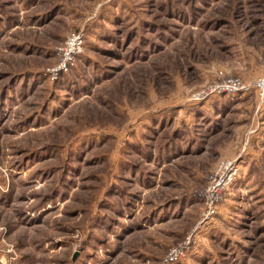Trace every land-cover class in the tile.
Returning <instances> with one entry per match:
<instances>
[{"label":"rangeland","instance_id":"1","mask_svg":"<svg viewBox=\"0 0 264 264\" xmlns=\"http://www.w3.org/2000/svg\"><path fill=\"white\" fill-rule=\"evenodd\" d=\"M263 64L264 0H0V264H264V96L201 94Z\"/></svg>","mask_w":264,"mask_h":264},{"label":"built area","instance_id":"2","mask_svg":"<svg viewBox=\"0 0 264 264\" xmlns=\"http://www.w3.org/2000/svg\"><path fill=\"white\" fill-rule=\"evenodd\" d=\"M74 36V35H73ZM76 36V35H75ZM78 37H71L69 40L68 48L66 50V53L63 55V58L66 60L68 59L69 56H72V54L78 52L80 45L82 43L80 34H77ZM262 72L261 76L254 81L253 83H244L240 79L229 76L225 77L223 79L219 80V83L215 84L213 87L203 91L201 94L203 96H209L213 94H229V93H234L238 91H245L248 89H253L256 92L259 93V96H264V64L262 67ZM235 165L233 162L227 164L225 166L224 170L222 171V179L218 180L216 184H214L211 189H210V197L209 200L207 201V209L204 212V217L209 216L211 213L214 212V205L218 198L216 195L220 192L221 185L226 183L227 180L230 179L233 173H235ZM182 253L179 250V248L175 247L170 250V253L168 255L169 259H173L177 256H180Z\"/></svg>","mask_w":264,"mask_h":264}]
</instances>
